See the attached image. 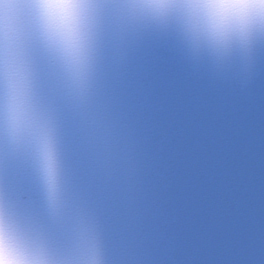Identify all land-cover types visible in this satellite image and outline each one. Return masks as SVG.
Instances as JSON below:
<instances>
[{"label": "water", "instance_id": "obj_1", "mask_svg": "<svg viewBox=\"0 0 264 264\" xmlns=\"http://www.w3.org/2000/svg\"><path fill=\"white\" fill-rule=\"evenodd\" d=\"M55 195L0 124V199L68 264H264V38L194 47L175 24L99 0L82 87L38 48Z\"/></svg>", "mask_w": 264, "mask_h": 264}, {"label": "clouds", "instance_id": "obj_2", "mask_svg": "<svg viewBox=\"0 0 264 264\" xmlns=\"http://www.w3.org/2000/svg\"><path fill=\"white\" fill-rule=\"evenodd\" d=\"M127 12L162 25L175 24L196 48L248 49L264 38V0H123ZM99 0H0V124L27 143L55 195L52 122L35 98L32 50L59 66L82 87L90 65ZM0 264H68L41 238L24 230L0 199ZM86 264H100L89 253Z\"/></svg>", "mask_w": 264, "mask_h": 264}]
</instances>
